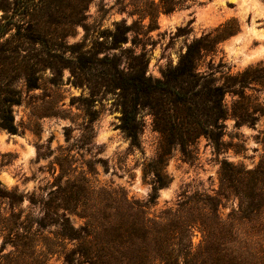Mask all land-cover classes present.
Wrapping results in <instances>:
<instances>
[{"label":"rangeland","instance_id":"rangeland-1","mask_svg":"<svg viewBox=\"0 0 264 264\" xmlns=\"http://www.w3.org/2000/svg\"><path fill=\"white\" fill-rule=\"evenodd\" d=\"M258 2L0 0V47L46 63L37 67L34 88L25 72L0 78L22 100L13 106L19 132L0 128V264H89L80 251L92 237L68 235L72 228L84 235L90 216L103 221L114 212L170 223L195 193L222 192L221 214L240 213L237 185L253 183L222 180L224 159L260 169L256 186L264 192V0ZM192 43L195 90L224 89L220 149L202 134L186 159L179 145H167L144 103L141 145H132L120 128L127 97L114 79L136 72L141 55L146 75L163 78ZM190 79L179 76L177 85L187 88ZM160 178L165 184L156 188ZM259 228L242 224L264 255ZM191 241L193 250L203 243L199 227Z\"/></svg>","mask_w":264,"mask_h":264},{"label":"trees","instance_id":"trees-1","mask_svg":"<svg viewBox=\"0 0 264 264\" xmlns=\"http://www.w3.org/2000/svg\"><path fill=\"white\" fill-rule=\"evenodd\" d=\"M33 32L27 37H33ZM5 33L6 29L0 28V37ZM194 48L195 43H192L179 63L164 73L163 78L146 75V61L141 55L139 69L133 66L136 72L122 73L114 79L115 85L123 89L127 97L122 102L120 128L132 145H141L142 122L138 118V108L144 103L152 110L155 128L162 133L167 145H179L186 159L194 156L190 147L202 134L220 149L225 126L222 121L225 118L224 89L215 86L206 92L195 90L192 84ZM40 65L46 63L37 54L14 53L0 47V78L11 79L25 72L29 87L34 88L38 86L36 72ZM6 66L11 67L6 69ZM179 76L191 77V86H178ZM12 90L0 85V128L18 133L20 127L15 121L13 106L22 100L11 95ZM200 94L205 99H195ZM221 172L224 181L247 179L253 183L248 189L237 185L244 198L240 213L232 212L227 217L221 214L222 192L195 193L179 203L170 223L161 216L152 218L146 213L114 212L103 221L90 216L88 224L81 227L84 235L73 228L74 235L67 234L92 237L90 246L80 251V256L89 264H264L262 251L256 250L249 233L242 230V224L250 226L254 221L260 230H264V192L256 186L263 180L260 179L262 171L246 170L224 159ZM164 184L160 178L156 188ZM127 203L134 204L128 200ZM194 227L204 233V241L198 250L192 247ZM66 260L73 262L70 253Z\"/></svg>","mask_w":264,"mask_h":264},{"label":"bare ground","instance_id":"bare-ground-1","mask_svg":"<svg viewBox=\"0 0 264 264\" xmlns=\"http://www.w3.org/2000/svg\"><path fill=\"white\" fill-rule=\"evenodd\" d=\"M241 1H243V3H245V2H250L251 4L253 3V4H258L259 5V2H258V0H241ZM247 4V3H246ZM245 6V5H244ZM249 58H251L250 56H249Z\"/></svg>","mask_w":264,"mask_h":264}]
</instances>
